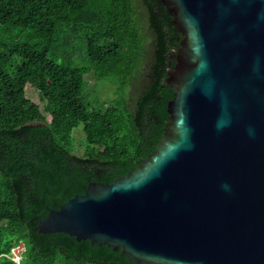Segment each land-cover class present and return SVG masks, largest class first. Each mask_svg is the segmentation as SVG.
<instances>
[{
  "label": "trees",
  "instance_id": "trees-1",
  "mask_svg": "<svg viewBox=\"0 0 264 264\" xmlns=\"http://www.w3.org/2000/svg\"><path fill=\"white\" fill-rule=\"evenodd\" d=\"M173 19L161 0H0V264H144L38 222L157 148L182 39ZM89 75L114 96L92 101ZM19 242L17 263L8 255Z\"/></svg>",
  "mask_w": 264,
  "mask_h": 264
},
{
  "label": "water",
  "instance_id": "water-1",
  "mask_svg": "<svg viewBox=\"0 0 264 264\" xmlns=\"http://www.w3.org/2000/svg\"><path fill=\"white\" fill-rule=\"evenodd\" d=\"M161 2L182 39L157 148L39 229L144 264H264V0Z\"/></svg>",
  "mask_w": 264,
  "mask_h": 264
},
{
  "label": "rangeland",
  "instance_id": "rangeland-1",
  "mask_svg": "<svg viewBox=\"0 0 264 264\" xmlns=\"http://www.w3.org/2000/svg\"><path fill=\"white\" fill-rule=\"evenodd\" d=\"M140 6V5H139ZM142 14H143V20L141 21L140 25L142 28H144L146 31H148V18L144 12V9L141 8ZM147 37L149 40H152V35H150V33H147ZM145 73V70L144 72ZM144 77V75H143ZM130 89L131 92H133L134 94L136 93V85L133 86L132 84H130V86L128 87ZM127 89V90H129ZM87 92L89 93V97L92 101H96V99L98 98H102V99H110L114 96V92H115V85L110 83V82H98L94 79V77L92 75H89L87 77ZM74 142H75V146H76V150L75 152L78 155H82L84 153L85 150V144H84V139H85V133L82 130V126L76 128L74 130Z\"/></svg>",
  "mask_w": 264,
  "mask_h": 264
},
{
  "label": "built area",
  "instance_id": "built-area-1",
  "mask_svg": "<svg viewBox=\"0 0 264 264\" xmlns=\"http://www.w3.org/2000/svg\"><path fill=\"white\" fill-rule=\"evenodd\" d=\"M25 251V244L23 242L17 243L8 255L15 262L20 263L23 257V252Z\"/></svg>",
  "mask_w": 264,
  "mask_h": 264
}]
</instances>
